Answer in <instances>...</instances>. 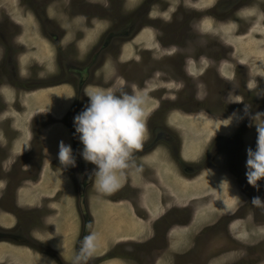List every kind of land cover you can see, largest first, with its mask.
I'll return each instance as SVG.
<instances>
[{"label": "rangeland", "instance_id": "rangeland-1", "mask_svg": "<svg viewBox=\"0 0 264 264\" xmlns=\"http://www.w3.org/2000/svg\"><path fill=\"white\" fill-rule=\"evenodd\" d=\"M250 1L224 0L219 5L220 0H152L145 10L146 0H0V37L2 33L17 32L9 17L20 26L16 28L21 52L20 75L10 68L6 76H0L3 85L0 93V226H15L13 216L6 213L17 215L23 227L19 236H25L26 227L33 226L36 239L52 247L39 248L36 242L35 254L27 248L9 247L2 244L6 234L0 230V264L31 263L40 255L51 257L55 264H70L82 237L76 228L77 218L74 220L77 217L74 210L81 198L88 199L95 218L93 229L100 236L92 264H147L149 259H153L154 264H264V207L255 206L257 213L253 215L250 206L249 214L239 213L242 196L225 182L220 183L219 175L209 172L188 186L177 178L171 179L167 169L165 188L175 195L180 187L186 194L180 204L197 195L207 196L212 190L218 192L219 185L224 188L225 196L220 194L211 206L196 204L199 210L190 226L184 231L173 229L171 247L162 248V236L150 241L153 223L143 209L153 210L155 206L151 203L159 201L158 190L164 189L157 182L155 169L148 165L156 164V154L138 162L143 164V172L127 175L122 187L111 195L102 196L94 187L92 191L74 192L71 185L65 186L69 166L65 168L58 160L59 145L60 142L71 145L75 158L81 157L83 145L71 127L66 130L50 118L63 117L72 110L75 101L83 99L78 91L83 85V76L88 89L112 86L110 81L103 86L92 84L93 79L101 83V77L108 80L112 76L116 82L124 81L126 88L135 86L136 90L147 93L148 114H153L155 108H163L160 116L153 120V139L158 134L171 133L172 144H175L177 136L167 128L171 127L180 135L184 133L187 139L185 156L190 160L198 158L213 138L209 128L223 124L218 120L214 123L209 115L198 111V106L193 105L195 96L211 95L210 101L202 104L210 106L217 104L226 92L225 87L212 88L217 56L209 52L200 67L195 58L199 50L207 52L210 44L217 41L228 43L232 56L227 60L226 74L240 79L250 72L255 79L260 78L262 91L258 96L246 92L245 98L251 102L264 99V76L259 77L257 72L260 71L255 68L257 54L259 61L264 62V0ZM241 2L244 6L250 3L235 13V7ZM217 4L219 6L211 9ZM178 15L183 22L181 25L176 21ZM186 21H200L204 34L189 32ZM107 41L112 43L106 48ZM181 50L185 57L179 55ZM94 52L100 64L103 60L106 62L100 72L101 68L96 70L97 64L92 63ZM245 52L254 56L247 58ZM184 59H189L185 67ZM242 66L248 71L241 70ZM236 73L239 77H235ZM70 89L78 91L76 95L72 92L71 98L67 97ZM87 104L85 101L80 104V112ZM219 112L220 109L216 111V118L221 119L229 113ZM164 122L167 127L162 125ZM84 164L89 163L84 161ZM78 165L76 160V166L71 168L74 177L80 175ZM56 167L63 172L55 171ZM128 180L132 186L138 182L136 192L129 189ZM209 181L217 183V187L209 186ZM137 191L146 192L140 198L142 211L135 206L139 198ZM12 196L18 200L16 205ZM121 197L133 200L120 201ZM261 199L264 200V189ZM166 201L171 203L168 198ZM47 211L54 212L46 224L42 222L38 227L39 215L43 219ZM187 214L180 211L178 220L184 221ZM223 217H231L228 220L232 238L224 230L206 234L203 228L217 226ZM63 229L68 231L62 236ZM16 234L11 233V239Z\"/></svg>", "mask_w": 264, "mask_h": 264}, {"label": "flooded vegetation", "instance_id": "flooded-vegetation-1", "mask_svg": "<svg viewBox=\"0 0 264 264\" xmlns=\"http://www.w3.org/2000/svg\"><path fill=\"white\" fill-rule=\"evenodd\" d=\"M224 0H220L219 5L223 2ZM227 1V0H225ZM229 1V0H228ZM254 0H251L250 2H253ZM152 2V0H146V4L144 5L145 10L147 9V3ZM246 3L247 5L250 3ZM217 5H214L211 7V9L216 8ZM247 5H238L235 7V13L239 12L242 8L247 7ZM142 7V8H144ZM210 9V10H211ZM192 11L200 13V10L196 8H191ZM154 12V10H153ZM153 13L150 14V17H152ZM8 19L10 20V23H12L13 26L19 27L20 26L11 20L9 17ZM152 21V20H151ZM177 23L182 24L183 22L180 20L179 15L177 16ZM175 23L178 27V24ZM200 21L192 23V21L187 22L186 21V26L187 30L189 32H200L204 34L203 30L200 29ZM14 27L17 32L16 33H11L7 32L6 34H1L2 37H0V72H3L2 77L6 76L8 73V70L11 68L13 73H16L17 71V76L20 75V69H21V52L19 53V48L18 46L19 42L17 41L18 38V29ZM113 35V34H112ZM111 37V34L109 35ZM198 35H196L197 37ZM258 40V39H257ZM260 40V39H259ZM13 41V42H12ZM218 43H214V45L211 43L210 44V50L209 51H204V50H199L198 53L195 54V58L197 59V64L200 65L202 64L203 58L207 55H210L209 52L215 53L217 62L214 64V79H213V84L214 86L212 87L213 90H216V86L219 87H225L226 92L224 95L220 96L219 100H217V104H213L210 106L202 105L207 101H210L209 99L211 98L210 96H205L203 99H198V97L201 96L197 95L195 96L196 102L193 104L195 107L198 106V111H203L206 115H209L211 119L213 120L214 123L218 120L221 122L220 126L216 127H210L212 133L209 135L212 136L213 138L210 139V142L207 146H205L204 150L202 153L199 155L198 158L194 160H190L185 156V149H186V138L184 136V133L181 135L177 132L173 131V128L167 127L166 122L162 124L163 126L167 127L168 131L173 132V134H176L177 138H175V144H172V138L170 136L171 133H168L167 136H162V135H157L154 139L152 138L154 134V119L160 116L161 109L162 107L157 109L155 108L153 114H148L150 115L148 120H147V128H148V138L144 144V148L142 151L137 153V163L145 160L144 158L149 156L150 154H156V164H148L150 165L151 169L156 171V176H158V183L161 184V186L164 188L163 190L158 192L160 193L161 196L159 201L156 199L151 205L155 206L153 210H148L147 208L145 209V213L147 216V219H151V223H153V230H152V236L150 241H156L158 238L161 236L163 237L162 241V248H169L171 247V241H170V233L173 229L174 231H184L186 227H189L190 224L193 222L192 220L196 218L197 213L199 208L196 206L198 205H207L211 206L217 200L218 197H221L220 194H223L225 196V193L223 191V187L221 185L220 188H217L216 191H210L207 196H194L189 200V202L185 204H180L178 202H181L182 199H186V194L184 192V189H180V187L177 188V194L173 195L171 192L168 190V188H165L166 182L165 180H168L167 176V169L169 170L170 173V178L171 179H179L183 182V184H188V186H191L196 182V180L203 178L207 176V173H213L214 176L219 175L221 177V182H225V184H228L231 188L235 190V193L238 195H241L243 198V202L241 204V208L239 210V213H248V208L249 206L251 207V213L252 215L257 213L256 207L252 205L251 201L253 197L259 196L263 194V189H264V179L259 181L260 191H257L256 188L252 187L251 185L248 184L245 176V163L247 159V149L251 147L253 150L256 148V140H257V132H256V127L255 124L252 121V118L259 112L263 113V103L264 99L261 100L260 98L257 99L256 102H251L250 100L245 98V93H254L256 96L262 91V88L260 86V78L255 79V77L250 75V72L245 73L244 75L240 76L242 78L240 79H234L231 76L226 74L225 67L227 65V60H229L232 56V50L229 49L228 43H223L221 41H217ZM227 42V41H226ZM112 42L107 41L106 43V48L109 45H111ZM125 45V44H123ZM120 47V46H117ZM116 47V48H117ZM113 48V46H112ZM183 49V47H182ZM124 50V49H123ZM221 50V51H219ZM150 52V51H149ZM223 52V53H222ZM179 54L181 57H185L184 52L181 50ZM121 54V53H120ZM257 54V62L255 65V68L259 70L260 72H257V75L259 77L264 76V62H260L258 59ZM91 56L93 57L92 63H96L98 67H96V70H99V72L103 69H105L106 62H102L100 64L99 58L96 54V52L92 53ZM245 56L247 58H252L254 54H248L245 52ZM186 60L189 59H184L183 60V67L186 66ZM18 64V69L16 68ZM196 67V64H195ZM242 66L240 69L248 71L247 69L243 68ZM95 70V69H94ZM95 70V71H96ZM224 72L221 74V72ZM94 75V74H93ZM262 75V76H261ZM114 76V75H113ZM229 77V78H227ZM235 77H239L237 73L235 74ZM93 78H95L93 76ZM101 83H97L95 79H93L92 84L93 85H101L103 86L104 82L110 81L112 82V86L115 85L117 82L113 80L112 76L110 79L104 80L103 77H101ZM91 80H89L90 84ZM81 88H79V93L83 99H78V101L74 102L73 108L71 111L66 112L63 117H50L53 120L59 121L61 124L64 125L65 129L68 130V127H71L74 131V117L80 113V104H83L85 101L88 102L89 98L86 96L85 92L88 89V84L85 83L84 76L82 79ZM109 86V87H112ZM3 85L0 82V93H1V88ZM202 87V85H200ZM237 87V88H236ZM96 88V87H93ZM129 91H132L133 89L128 86L127 87ZM125 88V90L127 89ZM203 89H205V85L203 86ZM211 89V88H210ZM209 89V90H210ZM77 91V92H78ZM72 92L76 95L75 89H71L70 95ZM196 92V91H195ZM232 94V99L233 100H238L241 102H232L228 103L227 97L229 94ZM76 103V104H75ZM210 104V103H208ZM245 105H248V111L245 112ZM219 106V107H218ZM220 109V112L225 111L227 113V116H224V119H221L219 117L216 118V111ZM219 112V113H220ZM236 114L233 116V114ZM239 114V116H238ZM68 117H69V122H68ZM229 117H232V121L230 124H228L227 119ZM61 119V120H60ZM220 120H223L224 123ZM67 124V125H66ZM161 124V122H160ZM228 124V125H227ZM223 131L226 133L223 134ZM172 135V134H171ZM160 153V154H159ZM77 161H79L80 165L79 167V173L80 175H77L76 177L73 176V173L71 172V168L73 170V167L69 166L67 170V185L65 186H70L72 190L75 192V190L82 192L84 189L86 190H91L93 189V181L90 178L92 176L93 170L95 168V165H92L91 163L89 164H84V160L79 157L76 158ZM191 161V162H190ZM185 166H187V170L185 169ZM191 166V169H190ZM194 168V169H193ZM195 168L197 170H195ZM55 171H58L59 173L63 172L62 168L56 167L54 169ZM168 173V174H169ZM209 173V174H210ZM42 174V173H41ZM207 174V175H206ZM181 177V178H180ZM131 180H133L132 177H130ZM128 183L130 185L129 189L134 192L138 189V182L136 183L135 186L131 185V181L128 180ZM165 183V186L164 184ZM208 185L211 187H217V183H212L211 181L208 182ZM153 186V185H152ZM160 186V187H161ZM180 186V185H179ZM159 187V186H158ZM167 187V186H166ZM157 189V187L155 186ZM208 189V188H205ZM180 190V191H179ZM129 191V190H128ZM164 191V192H163ZM222 191V192H219ZM9 192V191H5ZM138 197L137 198V204L135 202V206L137 205V208L142 211V208L140 206L141 200L140 198L143 197V195H146V192L143 193L141 191H137ZM78 194V193H77ZM143 194V195H142ZM158 194V193H157ZM180 194V195H178ZM82 195V194H81ZM135 195V194H134ZM179 196V197H177ZM166 198H168V201L171 203H167ZM189 198V197H188ZM5 198L2 199V202L4 201ZM13 204L16 205L18 203V200L16 197L12 196ZM120 201L123 200H133L132 197L126 198V197H121L119 198ZM161 204V205H158ZM169 205V206H168ZM183 205V206H182ZM142 206V205H141ZM20 209V208H19ZM22 210V209H21ZM52 210V209H51ZM76 210V212H75ZM74 213H76L77 221H78V231L80 234L81 239L83 238L84 235H86L85 232V225L88 222H92V227L95 228V218L91 212V206L89 205L88 199H83L81 198L80 201L76 204ZM180 211H187V216L182 220H178V215ZM52 212L54 211H47V213L44 216V220L40 219V215L38 217L39 221V226H42V222L46 224V221L51 217ZM7 215L13 216L16 224L13 227H7V226H0L1 231L6 234V237H2L3 240L1 241L2 244H7L9 247H15L18 249H29L35 251L36 249V242L39 243V248H52L51 246H47L43 244V242H40L38 239H36L35 236V230H33V226L29 228L26 227L25 229V236L24 234L19 236V232L23 231L22 227V222L20 221L19 217L17 215H13L11 213H6ZM39 214V213H38ZM249 214V213H248ZM36 215V210L33 211V216ZM256 216V215H255ZM42 217V215H41ZM37 218V217H36ZM231 217H223L219 221L218 225L215 226L216 224H212V226L208 225L207 227L205 226L203 230L207 232H214L217 230H224L228 236L231 235L230 228V221L228 220ZM226 221H225V220ZM143 220V219H142ZM145 220V219H144ZM153 221V222H152ZM224 222V223H223ZM53 223L51 226L53 227ZM162 227V228H161ZM197 227V226H195ZM221 227H224L225 229H219ZM17 233L15 237H12L14 241L12 243L10 242L11 233ZM8 233H10L8 235ZM208 233V234H209ZM79 237V236H78ZM232 238V235H231ZM234 241L235 238L233 239ZM170 243V245H169ZM32 244V245H31ZM79 247V244L77 245ZM78 249V248H77ZM43 252V251H42ZM47 254L46 252H44ZM54 254L57 252L54 251ZM41 256V255H40ZM51 258V257H50ZM158 258V257H157ZM52 259V258H51ZM153 259H149L147 261V264H154ZM60 264V262H59ZM89 264H92L90 261Z\"/></svg>", "mask_w": 264, "mask_h": 264}, {"label": "clouds", "instance_id": "clouds-1", "mask_svg": "<svg viewBox=\"0 0 264 264\" xmlns=\"http://www.w3.org/2000/svg\"><path fill=\"white\" fill-rule=\"evenodd\" d=\"M125 88L122 80L108 88H89L85 92L88 104L73 121L75 135L83 145L80 155L85 162L95 165L90 178L96 193L102 196L119 190L132 172H143V164L137 163V153L143 150L148 138V96L135 86L132 91ZM198 99H203V95ZM227 101L241 102L233 100L231 93ZM248 107L245 105V112ZM227 121L230 124L232 117ZM252 121L257 132L256 148L247 149L245 176L248 184L259 191L258 182L264 179V113H257ZM58 160L65 168L76 166L71 145L60 142ZM251 203L264 207V200L259 196L253 197ZM85 232L70 264H89L98 250L100 236L92 222L85 225Z\"/></svg>", "mask_w": 264, "mask_h": 264}, {"label": "crops", "instance_id": "crops-1", "mask_svg": "<svg viewBox=\"0 0 264 264\" xmlns=\"http://www.w3.org/2000/svg\"><path fill=\"white\" fill-rule=\"evenodd\" d=\"M69 92H71V89L70 90H68ZM67 94V92H64V95H66ZM69 95H70V93H69ZM72 95V94H71ZM70 95V96H71ZM56 123H58V124H61L59 121H56ZM61 125H63V124H61ZM64 126V125H63ZM65 128V127H64ZM63 127H62V129H64ZM65 130V129H64ZM55 140H57V139H55ZM26 145V144H25ZM74 220H75V218H74ZM78 226H76V228H77ZM78 230V229H77ZM67 231H68V229L67 230H61V235L63 236V234L64 233H67ZM71 247V246H70ZM74 252V249L72 250V253ZM71 253V254H72ZM37 259H36V261L35 262H31V263H29V262H24V264H46V263H48L49 264V262H52V264H55L54 263V261L53 260H51L49 257H46V258H43L42 256H38V257H36ZM51 264V263H50Z\"/></svg>", "mask_w": 264, "mask_h": 264}, {"label": "bare ground", "instance_id": "bare-ground-1", "mask_svg": "<svg viewBox=\"0 0 264 264\" xmlns=\"http://www.w3.org/2000/svg\"><path fill=\"white\" fill-rule=\"evenodd\" d=\"M232 29V28H231ZM228 31V30H227ZM194 68V67H193ZM181 178V177H180Z\"/></svg>", "mask_w": 264, "mask_h": 264}]
</instances>
